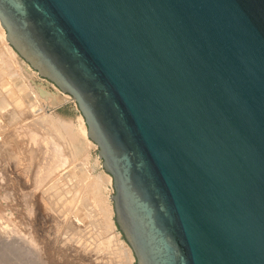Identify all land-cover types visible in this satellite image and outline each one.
<instances>
[{
    "label": "water",
    "instance_id": "water-1",
    "mask_svg": "<svg viewBox=\"0 0 264 264\" xmlns=\"http://www.w3.org/2000/svg\"><path fill=\"white\" fill-rule=\"evenodd\" d=\"M0 20L85 119L136 264H264V0H0Z\"/></svg>",
    "mask_w": 264,
    "mask_h": 264
},
{
    "label": "bare ground",
    "instance_id": "bare-ground-1",
    "mask_svg": "<svg viewBox=\"0 0 264 264\" xmlns=\"http://www.w3.org/2000/svg\"><path fill=\"white\" fill-rule=\"evenodd\" d=\"M14 76L19 78V82L14 80ZM37 77L38 74L22 61L9 44L7 32L0 20V155L1 157L4 156L3 158L0 157V184L4 180H11L10 183L18 184L19 187L21 186L20 192L27 203L37 207L39 213L45 212L44 210L53 211L54 218L56 217L60 223L68 226L70 231L72 230L73 236L71 238L60 235L54 237L50 251L54 249L55 252L64 253L65 256L72 253L83 264L87 261L95 264H114V259L120 260V262L127 260L126 262L132 264L135 257L131 248L125 241H121L120 244L118 234L112 231L116 226L111 219L110 206H107V211L102 216V214H98L95 205L88 208L89 203L84 199H96L98 197L97 185L94 183L84 184L76 171L68 170L72 166L71 158L78 160L80 157V150L75 146L74 140L80 141L83 138L89 147L94 144L88 137L85 119L80 115V127L77 128L78 136L75 137L76 129H73V122L55 114V111L65 105L70 97L56 94L47 83H39ZM19 85L25 86L27 91L20 89ZM36 110L41 112V115L35 114ZM46 115H48L49 120L44 121L43 118ZM37 129L45 131L41 132L44 133V136L41 134L40 138L50 159L45 168L41 167L39 173L36 172L37 175L34 173L36 178L32 180L33 171L31 169L33 167L30 169L29 166L32 162H36L34 157L39 153V149L33 144L24 143L22 135L29 134L36 141L39 135L36 133ZM94 146L97 145L94 144ZM85 159H87L85 160L86 165L89 166V156L87 155ZM49 177H53L54 183L50 186L42 185ZM108 177L112 182L111 176ZM7 183H4V186ZM84 192L87 193V196H82ZM64 194L67 197L62 199ZM6 199L8 198L3 200L6 201ZM80 200L84 201L81 202ZM65 210L68 211L67 215L64 213ZM87 219L93 221V229L86 228ZM44 235L41 234L42 237ZM99 235L104 236L101 242L97 240ZM38 236L36 237L38 238ZM42 237L41 239L44 238ZM11 238L9 225L7 223L2 224L0 226V241L8 245L7 242ZM58 244H62V246L59 248ZM55 245L58 248L52 247ZM39 264H52V262L41 261Z\"/></svg>",
    "mask_w": 264,
    "mask_h": 264
},
{
    "label": "rangeland",
    "instance_id": "rangeland-1",
    "mask_svg": "<svg viewBox=\"0 0 264 264\" xmlns=\"http://www.w3.org/2000/svg\"><path fill=\"white\" fill-rule=\"evenodd\" d=\"M13 78L16 82H19L18 80L19 78H17L16 76H14ZM37 80L39 83L42 82V79L39 77H37ZM19 86H20V89H26L27 91V88L25 86H21V85ZM72 107H76V104L69 103V104L63 105L55 111V114L56 115L58 114L57 116H62L63 118L69 119L73 122V129L74 130L76 129L74 135L75 137H77L78 136L77 128L80 127V123H79L80 115H77L72 109ZM35 114L41 115V112H38L36 110ZM43 120L44 121L49 120L48 115L44 116ZM42 131L44 130L40 131L37 129L36 133L39 135L36 141L32 139L29 134L22 135L23 136L22 139H24L23 140L24 143L28 145L33 144V146L35 145L36 148L39 149L38 151L39 153L37 154L36 157H34V160H36V162L34 160H33L34 162L31 161L32 164L34 163L35 165L28 163L29 165L31 164V166H29L30 169L32 167L34 168V169L33 168L31 169L33 171V173L31 171V173L33 174L32 175L33 178H31L32 180L36 178L34 177V175L36 174V172L39 173L38 171H40L41 167L45 168L47 166L49 159H50V156L49 154H47V150L45 146L41 142L40 137L44 136L43 135L44 133H41ZM74 143H75V146L78 147L80 150V157L78 160H74L72 156H71L72 158L69 157L71 158L70 161L72 162L71 164L72 166H70L68 170L76 171L81 176V179L84 181V184L94 183L97 185L98 197L96 199L84 198L89 203L88 208H92L91 206L95 205L97 211L99 212L98 214H102L103 216L105 212L107 211V206H110V210L112 212L111 219L114 221V224L116 226L114 203L111 198L112 194H114L113 181L111 182L109 180V177H108L109 175L106 174L102 168L101 160L99 159V156H98V146H94L95 143L93 142L94 143L93 146L91 145L89 147V145L83 138L80 141L74 140ZM87 155L89 156V159H88L89 160L88 162H90L89 166L86 165V162H85V160H87L85 159ZM3 157L4 156H2L1 158ZM52 179L53 177H49L46 182L42 183V185H45V186L52 185L54 183V180ZM10 181L4 180L2 181L3 185L0 184V226L2 224L7 223V225H9L10 235L12 236L10 241L7 242L8 245H5L4 243L0 241V264H39L41 263V261H46V262L51 261L52 264H83L82 261L80 259H76V256H74L72 253H69L68 255L65 256L64 253L55 252L54 249L50 251V247L54 243L53 241L54 237L60 235L62 237L71 238V236H73L72 235L73 233L71 234L72 230L70 231L68 226L66 227L65 224L60 223L59 220L56 219V217L54 218L55 215H53L54 214L52 213L53 211H49L50 212L49 213L48 210H44L45 212L39 213L38 211L39 209L37 207L32 206L31 204L27 203V201L24 200L23 195L20 192L21 186L19 187V185L18 184L16 185L14 182L13 183L11 182L12 183L11 184ZM6 182L10 183V184L8 183L7 184L12 185V186H8L7 184H5L4 186V183ZM13 186L14 188H12ZM38 189H41V188H38ZM1 195L5 198L7 197L8 199H6V201L3 200L5 198H3ZM14 195L16 198L14 197ZM84 195L87 196V193L84 192L82 196ZM65 196L66 195L64 194L62 196V199H64ZM70 196L71 198L73 197L72 194ZM80 201L83 202L84 200H80ZM31 207H34V208H31ZM67 212L68 211L65 210L64 213L67 215ZM98 216L100 217V215ZM86 221H87L86 228L89 227V229H93L92 228L94 227L93 221L89 219H87ZM68 230L70 233L68 232ZM112 231L118 234V238H119L118 240L120 241V244H121V241H125L124 236L121 234L117 226ZM43 233L46 234L47 236L44 235ZM41 234L44 235L43 236L44 238L41 236ZM36 236H38V238ZM41 237L43 239H41ZM103 238L104 236L102 237L100 235L97 236V240L99 242H101ZM12 242H14V244H12ZM40 242L42 245L40 244ZM72 243L74 244V241H72ZM73 244L71 245L73 246ZM46 246H48L49 249ZM57 246L60 248L62 244L60 245L58 244ZM52 247H56V245ZM114 261H115L114 264H129V262H126L127 260L125 261L126 263L124 261L120 262V260H115V259ZM85 264H95V263L87 261V263ZM132 264H136V260H134Z\"/></svg>",
    "mask_w": 264,
    "mask_h": 264
}]
</instances>
